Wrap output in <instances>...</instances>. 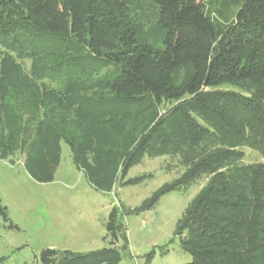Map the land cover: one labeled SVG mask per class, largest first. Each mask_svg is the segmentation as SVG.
Returning <instances> with one entry per match:
<instances>
[{"label":"trees","instance_id":"1","mask_svg":"<svg viewBox=\"0 0 264 264\" xmlns=\"http://www.w3.org/2000/svg\"><path fill=\"white\" fill-rule=\"evenodd\" d=\"M61 142L107 192L141 182L124 178L145 155H178L132 212L207 176L175 225L182 264H264V163H241L243 146L264 156V0H0V159L49 182ZM0 218L17 228L1 201ZM105 228L109 246L41 264L118 263L117 207Z\"/></svg>","mask_w":264,"mask_h":264},{"label":"rangeland","instance_id":"2","mask_svg":"<svg viewBox=\"0 0 264 264\" xmlns=\"http://www.w3.org/2000/svg\"><path fill=\"white\" fill-rule=\"evenodd\" d=\"M241 150V163H264V156L256 150L246 146ZM184 170L178 155H145L124 178L143 175L141 182L121 184L118 179L107 192L94 188L84 172L74 166L65 142H61L60 161L49 182L33 180L19 154L0 159V201L17 226L9 228L0 218L2 263L41 264L40 252L45 248L85 253L109 246L105 224L113 206L119 209L128 240L116 264H147L150 252L149 264L189 262L191 256L181 248L174 229L189 202L206 184L207 176L162 195L148 210L132 212Z\"/></svg>","mask_w":264,"mask_h":264}]
</instances>
